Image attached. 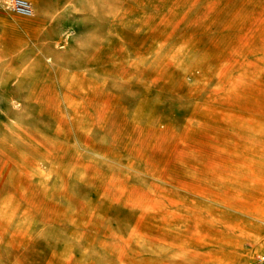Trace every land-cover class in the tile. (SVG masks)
Returning a JSON list of instances; mask_svg holds the SVG:
<instances>
[{
  "label": "rangeland",
  "instance_id": "rangeland-1",
  "mask_svg": "<svg viewBox=\"0 0 264 264\" xmlns=\"http://www.w3.org/2000/svg\"><path fill=\"white\" fill-rule=\"evenodd\" d=\"M264 0H0V264H256Z\"/></svg>",
  "mask_w": 264,
  "mask_h": 264
},
{
  "label": "built area",
  "instance_id": "built-area-1",
  "mask_svg": "<svg viewBox=\"0 0 264 264\" xmlns=\"http://www.w3.org/2000/svg\"><path fill=\"white\" fill-rule=\"evenodd\" d=\"M256 264H264V253L258 254Z\"/></svg>",
  "mask_w": 264,
  "mask_h": 264
}]
</instances>
